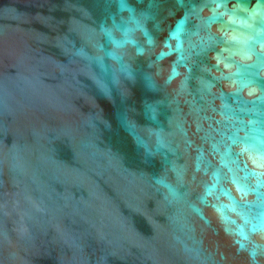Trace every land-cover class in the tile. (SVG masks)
Masks as SVG:
<instances>
[{"label": "water", "instance_id": "obj_1", "mask_svg": "<svg viewBox=\"0 0 264 264\" xmlns=\"http://www.w3.org/2000/svg\"><path fill=\"white\" fill-rule=\"evenodd\" d=\"M0 264H264V0H0Z\"/></svg>", "mask_w": 264, "mask_h": 264}]
</instances>
